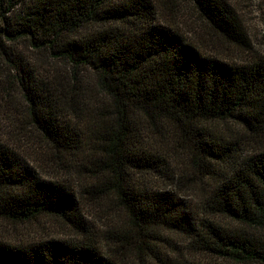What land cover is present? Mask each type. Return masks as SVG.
I'll list each match as a JSON object with an SVG mask.
<instances>
[{
    "label": "trees",
    "instance_id": "16d2710c",
    "mask_svg": "<svg viewBox=\"0 0 264 264\" xmlns=\"http://www.w3.org/2000/svg\"><path fill=\"white\" fill-rule=\"evenodd\" d=\"M194 7L214 32L251 51L230 2ZM173 25L154 0H0L15 122L51 162L81 166L92 179L87 195H111L140 239L124 234L110 248L0 243V264H123L120 255L135 248L153 262L150 243L161 232L186 238L201 259L163 264H264V56L227 61ZM21 43L54 63L40 69L17 53ZM20 153L0 139V219L52 217L87 231L82 198ZM174 156L186 173L174 171ZM152 178L170 185L154 188Z\"/></svg>",
    "mask_w": 264,
    "mask_h": 264
},
{
    "label": "rangeland",
    "instance_id": "374dc122",
    "mask_svg": "<svg viewBox=\"0 0 264 264\" xmlns=\"http://www.w3.org/2000/svg\"><path fill=\"white\" fill-rule=\"evenodd\" d=\"M232 4L239 14L244 27V35L247 44L252 47L248 51L245 47H239L229 43L223 36L214 32L198 15L194 0H154L161 17L169 20L173 26L178 28L189 40L198 45L204 52L212 53L227 61L243 62L252 55L264 56V0H226ZM183 3V5H181ZM17 53L32 61L33 64L48 67L49 62L53 60L47 57H40L32 51L26 43L17 46ZM49 60V62H48ZM12 71V72H11ZM14 70L10 68L9 62L0 55V139L8 142L17 151L21 152L25 158L40 172L42 177L58 181L72 188L78 197L82 198V217L87 231L79 229L67 221L42 217L38 220H32L24 224H13L0 219V243L15 246H29L42 241L51 239L64 242L87 241L99 244L100 247L110 248L115 246L118 241L125 240L124 234L129 236V241L140 242L139 232L134 227L123 210L111 195H101L98 197H89L86 190L92 185L89 176L82 170L81 166L75 163L51 162L49 154L46 153L35 139H29L23 133L18 122L20 108L19 99L16 103L7 104L4 89L14 91L15 96L18 93L16 82L12 87L5 78L10 77ZM5 89V90H7ZM21 112V111H20ZM172 155V154H171ZM171 164L174 171L179 172L182 169L187 171L185 162L178 156H174ZM72 163V164H70ZM196 177L194 171L190 173V180ZM196 181V180H195ZM149 183L154 188H164L170 185L169 181L160 178H152ZM192 183V182H191ZM184 186V182L182 183ZM172 190V188H169ZM197 191H201L196 188ZM189 193L188 199L195 202L199 199L198 194ZM101 194V193H100ZM82 223V224H83ZM157 239L152 240L151 253L153 262L148 259L147 251L140 252L137 248L126 250L121 254L123 264H163L179 263L185 261H201L198 255L191 249L186 238L181 235L161 232L157 234ZM134 239V240H133ZM135 244V243H134ZM138 245V244H137ZM136 245V247H137ZM146 257L145 262L143 259Z\"/></svg>",
    "mask_w": 264,
    "mask_h": 264
}]
</instances>
